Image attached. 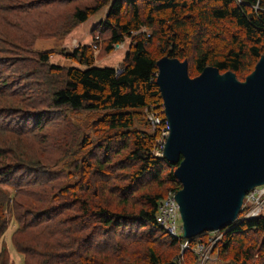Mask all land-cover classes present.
I'll return each instance as SVG.
<instances>
[{
  "label": "trees",
  "instance_id": "16d2710c",
  "mask_svg": "<svg viewBox=\"0 0 264 264\" xmlns=\"http://www.w3.org/2000/svg\"><path fill=\"white\" fill-rule=\"evenodd\" d=\"M99 9V5L76 9L73 21L81 24ZM227 22L237 31L227 33L221 27ZM141 28L153 34L133 39L119 71L95 67L93 49L84 45L65 57L85 69L48 64L50 54L44 51L37 63L30 62L43 70L21 74L19 81L1 75L11 62L17 70L27 65L10 60L11 55H0V239L14 219L18 228L10 241L26 264L35 257L41 259L38 264H161L168 262L159 253L162 248L174 252L183 243L167 236L155 221L160 200L167 192L181 189L174 176L178 164L153 156L161 130H168L165 115L160 113L162 126L152 132L135 125L146 120L144 110L163 108L156 74L157 60L166 48L167 58H186L194 42V76L208 66L219 73H236L246 62L258 61L264 52V0H110L107 21L101 24L102 31H110L109 52ZM151 44L158 47L154 54L149 51ZM28 77L39 84L27 91L37 94L40 87L45 99L24 95L23 80ZM40 105L62 109V118L67 112L103 113L92 127L93 136L100 131L105 139L94 146L88 159L78 158L74 169L83 170L78 180L61 190H49L47 179L40 184L43 189L33 206L25 201L31 194L23 193V181L15 176L38 167L34 143L48 139L45 130L53 114L39 109ZM72 143L74 149L92 145L89 138L79 142L77 136ZM95 151L99 157L94 158ZM146 183L155 186L145 187ZM208 234L193 238L189 247ZM263 234V216L238 218L225 227L211 251L220 261L260 264L264 240L258 243V237ZM2 257L0 264L8 259L5 248Z\"/></svg>",
  "mask_w": 264,
  "mask_h": 264
},
{
  "label": "water",
  "instance_id": "95a60500",
  "mask_svg": "<svg viewBox=\"0 0 264 264\" xmlns=\"http://www.w3.org/2000/svg\"><path fill=\"white\" fill-rule=\"evenodd\" d=\"M157 61L169 132L161 157L178 164L175 202L190 242L233 224L244 196L264 184V56L243 82L210 66L192 78L187 61Z\"/></svg>",
  "mask_w": 264,
  "mask_h": 264
},
{
  "label": "rangeland",
  "instance_id": "374dc122",
  "mask_svg": "<svg viewBox=\"0 0 264 264\" xmlns=\"http://www.w3.org/2000/svg\"><path fill=\"white\" fill-rule=\"evenodd\" d=\"M97 5L100 6V9L96 13L92 15L90 14L87 21L81 24H76V22L73 21V14L76 9L85 10ZM109 5L110 0H0V55H11L12 57H10L11 59L9 58L10 60L15 59L18 63L27 65L25 69L17 70L15 67H11V62L7 73L2 74L1 76H12L21 81V74L25 75L26 72L32 69L35 71L43 70L42 67H39L36 64H31L30 62L33 60L34 63H37V56L44 51L50 54L48 64L66 68L77 67L79 69H85V67L78 63H74L65 57V54H69L73 52L75 48L84 45L92 47L93 63L95 67H109L119 71L125 63L124 59L126 54L130 51V45L133 39L142 34L152 35L153 33L148 29L141 28L139 32H133L131 37H126L121 44L114 45L113 50L109 52V50H107V45L110 38V31L108 30L105 32L101 30L102 22L104 23L107 21ZM221 27H226L229 30L227 33L237 31L229 22L225 23V25H221ZM190 34H192V32H190ZM189 40H191V38ZM205 41L208 43V39ZM190 44V52L192 53H189L186 58L179 57L177 59L181 62H188V74L190 77L194 78L197 76H194L193 73L194 68L191 55L193 56V54H195V50H193L195 44L194 42L193 44ZM94 45L97 48H94ZM157 48V45L151 44L149 51L154 54ZM167 51L168 49L166 48L162 56L166 57ZM261 56H264V52ZM258 61L252 59V62H246L244 67L236 73L231 71H220L219 75L230 73L235 79L243 82L251 75ZM8 78L10 77H7V79ZM33 80L34 79L29 77L26 80H23V83L26 86L25 91L23 92L24 95L29 96V94H31V97L35 95L41 99H45L40 87V93L37 94H33L30 92L31 90L27 91L28 88H37L36 85L39 84V81ZM40 108L46 110L44 112H52L53 118L50 122V126H46L45 130L46 135L44 137L47 136L48 139H46V141L44 139L40 145L34 143L36 155H33V157L39 162L38 167L27 171H19L18 175L15 176L18 180L23 181V193L31 194V199L26 198L25 201L29 203V205H32L33 202V206L36 205V200L38 199L36 197H38L39 191H42L43 189V186L40 187V184L44 183L47 179L49 182L46 186L49 190V187L61 190L63 187L70 186L78 180L79 173L83 172V170L80 171V169H74V166L79 163L78 158L86 159L87 157L92 156L94 153V146L98 143H102L105 139L100 131L96 133V136H93L95 128L92 127V123L101 117L103 113L81 112L73 114L67 112V117L62 118V109H54V111L46 105H40L39 109ZM146 112L147 110H144L146 120L148 116L153 113L154 116H158L159 122L155 126L151 125V122L149 123L150 125H146L147 122L143 119L140 124L135 125L140 131L146 130L152 132L154 129L157 130L159 126H162L160 113H164L163 108L162 110L158 109L157 112ZM168 133V130H161L160 132L161 137L159 143L162 147L166 142L165 137ZM74 136L78 137L79 142H82L83 138H89L92 145L85 147H80L78 145L74 149L72 148V139ZM51 139H53V142ZM72 151L74 154L70 155ZM161 151L162 148L158 146L157 150L153 152V156L158 159L163 158L161 157ZM95 152L96 155H94V158L99 157L100 152ZM65 155L69 156L66 157ZM100 157H102V155ZM114 172L120 174L118 171ZM148 186L153 187L155 185L146 183L145 187ZM8 191L9 193L12 192L10 190ZM262 216L264 217V206L262 208ZM238 218L240 220H249L242 219L241 215L236 219L238 220ZM17 228V222H15L14 219L10 220L7 231L0 239V252L2 248H5L7 252L8 259L5 262L6 264H26V258L16 252L10 241ZM216 232L221 233L222 231ZM212 233L213 232H210L206 235V241L202 239L204 240L203 242L209 243L206 252L202 253L199 251L201 255L193 249V251H181V248H178L177 251L175 250L176 252L170 251L168 248H162L159 253L160 255L162 254L164 257H167L165 260H168V262L177 260L182 254V260L185 264H196L200 258H202V262H200L202 264H232L230 262L228 263L227 259H222V261H220L218 255L212 253L211 250H213V247L222 239L220 236L219 239L216 238ZM263 240L264 234L258 237V243H261ZM198 241H201V239ZM260 246V244H257V250H261L260 252H262ZM256 254H258V252ZM226 257L230 260V256ZM27 260L32 264H38L41 259L35 257ZM1 261L4 262V257L1 258L0 263ZM258 262L264 264V255L260 256Z\"/></svg>",
  "mask_w": 264,
  "mask_h": 264
},
{
  "label": "built area",
  "instance_id": "2783aa9c",
  "mask_svg": "<svg viewBox=\"0 0 264 264\" xmlns=\"http://www.w3.org/2000/svg\"><path fill=\"white\" fill-rule=\"evenodd\" d=\"M93 47L97 48L95 45ZM155 116L151 114L147 118L149 123L151 122V125L153 126L157 125L159 122L158 116L157 115ZM159 140L160 139H158V146L162 148L161 144L159 143ZM175 195L176 192L175 193L169 192L160 200L155 215V221L159 226V228H161L167 234V236L172 237L174 239H180L183 241V243L180 245L181 251L193 249L196 252H198L199 255H201L200 252L202 253L206 252L207 250L206 248L208 247L209 242L206 243L202 241H196V243L193 245L192 248L189 247L190 242H188L182 236L183 235L182 220H180L179 206L175 202ZM263 201H264V184L255 187V189L251 190L246 194V196L242 201L243 204L241 206V218L256 219V217L262 216V208L264 206ZM212 234L215 235L216 238L218 239L223 236L221 235L220 232H213ZM182 258L183 255L181 254V257L175 260L174 262L176 264H185ZM200 262H202V258H200L196 264H202Z\"/></svg>",
  "mask_w": 264,
  "mask_h": 264
}]
</instances>
